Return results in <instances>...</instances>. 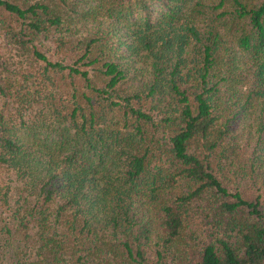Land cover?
<instances>
[{"label":"trees","instance_id":"1","mask_svg":"<svg viewBox=\"0 0 264 264\" xmlns=\"http://www.w3.org/2000/svg\"><path fill=\"white\" fill-rule=\"evenodd\" d=\"M0 264H264V0H0Z\"/></svg>","mask_w":264,"mask_h":264}]
</instances>
